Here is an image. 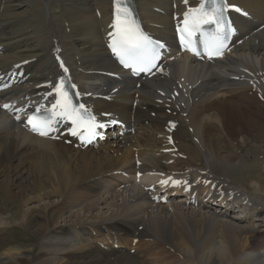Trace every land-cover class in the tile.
Masks as SVG:
<instances>
[{"label":"bare ground","instance_id":"1","mask_svg":"<svg viewBox=\"0 0 264 264\" xmlns=\"http://www.w3.org/2000/svg\"><path fill=\"white\" fill-rule=\"evenodd\" d=\"M200 1L134 0L141 24L169 45L165 68L141 82L109 55L113 0H0V82L7 79L0 94V179L23 160L39 192L24 199L7 190L18 201L14 217L37 234L39 244L31 252L28 246L12 249L4 234L11 222L1 210L0 264H264V184L256 180L248 188L242 177L244 165L255 162L229 147L216 148L215 129L201 128L192 112L197 101L205 103L221 89L255 87L264 98V0H228L248 17L235 18L237 44L212 63L181 55L171 43L172 16L182 20ZM174 4L180 7L173 11ZM59 57L70 67L88 114L122 124L118 140L125 150L91 153L95 148L83 151L74 140L66 146L61 127L59 141L25 127L23 114L56 89ZM12 76L16 81L9 86ZM144 121L162 134L175 126L178 146L162 141L136 158L132 149L139 143L132 135ZM164 175L174 176L176 191L187 198L166 192L159 183ZM227 199L233 212L229 204L221 208ZM116 249H135L143 260Z\"/></svg>","mask_w":264,"mask_h":264},{"label":"rangeland","instance_id":"2","mask_svg":"<svg viewBox=\"0 0 264 264\" xmlns=\"http://www.w3.org/2000/svg\"><path fill=\"white\" fill-rule=\"evenodd\" d=\"M258 103L260 102L257 99V95L253 91L245 90L242 92V90H218L217 92L211 94L209 99L205 102L204 107L201 109L202 120L200 122L197 121V124H199L201 128L208 127L210 125L213 127V129H215V131L213 132L214 138H220L218 139V141H216L215 139L216 148L218 146L220 149L229 147V151L240 154V156L242 155L245 159H249V162L251 163L255 162L251 166L248 165L246 167L245 165V168L242 170V177L244 176L243 179L245 181L246 187L248 188L251 186V184H253L252 186H255L254 183H256L257 181V184H264V105L263 103ZM242 106H246L248 111H244ZM193 109L192 112L195 113L196 108L193 107ZM231 109H233L232 114H230ZM194 115L195 114H193V117ZM153 126L156 128L154 124ZM135 135L138 141L141 142L140 145L143 150H145L146 148L152 149L155 145H157L155 143L156 140L161 141L162 139L160 133L149 124L144 125L141 128H137ZM216 135L219 137H217ZM222 138L224 139L222 140ZM113 142L114 141H111V143ZM177 143L178 142H175L173 145L178 146ZM110 145L111 144L108 143L104 147H99L91 153L97 152L98 154H105L108 151L106 149ZM121 145L122 144H120V146ZM181 146L184 145L182 144ZM187 157L190 158L192 156ZM107 163L104 165L106 166ZM12 165H14L13 169L14 167H17L15 168L17 169L16 172H14V174L11 173V176L6 180L0 179V181H2L0 182V212L2 210V212H4L6 216L8 215L7 217L12 223H10V228L4 234H6L8 242L11 244L10 247H12V249L20 247L21 250H24L28 246L27 249L31 252L32 248L39 244V237L37 236V234L26 231L19 225L20 218L16 216L14 217L15 212L19 210V205H17L18 201L9 197L7 190L10 189L9 191L12 192V194L14 193L15 195L17 194L18 196H22L24 197V199L39 196V192H35L34 181L31 180L33 178L32 174H30L29 172L30 169H32L31 165L23 160H18V162L14 161ZM104 170H106V167L104 168ZM93 172L97 173L98 171L94 169L92 170V173ZM94 174L95 173H93V175ZM16 176H18V178ZM7 182L10 183V188H8L9 186L7 187V185L9 184ZM15 185L16 187H13ZM125 253V255H130L128 257H134L135 260H143V255L139 251L130 252L129 250H127Z\"/></svg>","mask_w":264,"mask_h":264},{"label":"snow or ice","instance_id":"3","mask_svg":"<svg viewBox=\"0 0 264 264\" xmlns=\"http://www.w3.org/2000/svg\"><path fill=\"white\" fill-rule=\"evenodd\" d=\"M207 4L210 7H206L205 3H201L200 7L191 10L185 15L184 25L185 27L181 29L182 39L183 33L188 31L189 28L199 31L202 24H215L217 31L211 40L205 41L201 40L200 43L203 44L204 48L211 58L213 55H222V49L224 48V36H225V26L226 21L224 19L225 6L223 0H207ZM238 10V9H237ZM121 14L124 20L121 21ZM131 13L127 9L118 8L117 14V24L113 27L116 28L114 33V39L112 44V49L118 57H120L121 63L125 67L133 68L137 73L141 71L150 70L151 67L155 66V60L158 58V52L156 48L153 47L152 41L143 35L138 28L134 26V23L130 21ZM230 27V26H229ZM193 33H188V42H191V37ZM203 35V33L201 34ZM159 47V46H156ZM194 54L199 55L198 51L190 48ZM64 85L61 84L57 87V94L61 97L56 100L53 105V109H60L59 111H53L52 116H59L61 118H68L74 125V130L72 135H80L82 140L85 136L78 133L75 127H79L81 124L86 122L91 123V128L89 129V134L87 139L90 141L95 135L96 127H104V125H97L94 122V118L88 117L85 120L86 109L83 105L79 107H74L71 103L69 95L66 91H63ZM55 123L54 119H41L38 117H29L28 124L31 126V130L38 133L41 136H48L50 131L53 130L52 125ZM162 183H167L163 181Z\"/></svg>","mask_w":264,"mask_h":264}]
</instances>
